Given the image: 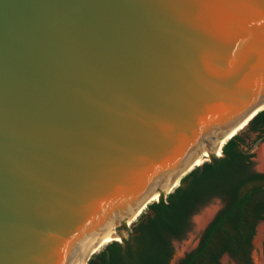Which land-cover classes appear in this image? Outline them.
<instances>
[{
  "label": "water",
  "instance_id": "water-1",
  "mask_svg": "<svg viewBox=\"0 0 264 264\" xmlns=\"http://www.w3.org/2000/svg\"><path fill=\"white\" fill-rule=\"evenodd\" d=\"M263 110L264 0H0V264L120 242Z\"/></svg>",
  "mask_w": 264,
  "mask_h": 264
},
{
  "label": "trees",
  "instance_id": "trees-1",
  "mask_svg": "<svg viewBox=\"0 0 264 264\" xmlns=\"http://www.w3.org/2000/svg\"><path fill=\"white\" fill-rule=\"evenodd\" d=\"M245 129L223 144L221 157L204 161L201 171L194 169L173 192L148 205L131 227L134 247L127 246L120 254V244L112 242L106 246L108 259L101 252L88 264H98V258L101 264H169L172 241L183 238L192 216L215 198L221 208L197 246L176 264H221L225 254L235 264H252V241L264 220V173L252 169L251 150L264 141V110ZM249 133H257V139L249 141Z\"/></svg>",
  "mask_w": 264,
  "mask_h": 264
},
{
  "label": "rangeland",
  "instance_id": "rangeland-1",
  "mask_svg": "<svg viewBox=\"0 0 264 264\" xmlns=\"http://www.w3.org/2000/svg\"><path fill=\"white\" fill-rule=\"evenodd\" d=\"M245 130H246L245 128L243 130H240V133L245 132ZM248 136H249V141H252L257 139L258 134L249 133ZM251 152L254 154V156L251 159L252 169L260 173L264 172V141L259 140L257 144L252 148ZM221 206L222 203L219 199L216 198L212 199L209 203L201 207L198 210V212H196L192 216L190 220L189 230L187 231L185 236L179 240L172 241L173 260H176L179 256L190 252L197 246L204 228L203 226L206 225L212 219V217L221 208ZM146 210L147 208L144 209L142 214H144ZM139 217H137L136 220L127 227V229L131 228L132 225L138 221ZM107 245H105L98 252H96L91 259H93L96 255L101 253L106 248ZM251 256H252V264H264V220L259 222L256 227V234L252 241ZM220 263L235 264L234 261L226 254L221 257ZM86 264H88V262Z\"/></svg>",
  "mask_w": 264,
  "mask_h": 264
},
{
  "label": "bare ground",
  "instance_id": "bare-ground-1",
  "mask_svg": "<svg viewBox=\"0 0 264 264\" xmlns=\"http://www.w3.org/2000/svg\"><path fill=\"white\" fill-rule=\"evenodd\" d=\"M245 122H247V120L246 121H244L233 133H237V132H239L244 126H245ZM242 126V127H241ZM241 127V128H240ZM228 142V141H227ZM226 142V143H227ZM225 143V140L224 141H222V142H220V144H219V146H218V150L215 152V153H213V155H219L220 154V151H221V148H222V146H223V144ZM220 149V150H219ZM208 158H209V156L208 155H204V156H202V157H200V158H198L193 164H192V166L189 168V170H192L193 168H195V167H197V166H200L202 163H204V161H207L208 160ZM199 162H201L200 164H199ZM199 164V165H198ZM188 170V171H189ZM177 186V183L174 185V187H176ZM173 189V188H172ZM172 189H170L168 192H170ZM157 198H158V195H155L154 197H152L148 202H147V204L148 203H152V202H155L156 200H157ZM144 209H145V207H143L141 210H140V212L138 213V215L140 214V213H142L143 211H144ZM138 215H136V217L135 218H133L132 220H131V222H130V224L132 223V222H134L135 220H136V218L138 217ZM129 224V225H130ZM120 240V237H119V235L118 234H116L115 232H107L103 237H101L95 244H94V246H93V248L88 252V251H86L84 254H83V256L81 257V259L79 260V262L77 263V264H86L87 263V259H88V257L89 256H91L92 254H95L96 252H98L102 247H104L105 245H107V244H110V243H112V242H114V241H119Z\"/></svg>",
  "mask_w": 264,
  "mask_h": 264
},
{
  "label": "flooded vegetation",
  "instance_id": "flooded-vegetation-1",
  "mask_svg": "<svg viewBox=\"0 0 264 264\" xmlns=\"http://www.w3.org/2000/svg\"><path fill=\"white\" fill-rule=\"evenodd\" d=\"M120 244V254H124L125 249L127 246L134 247V239H133V233L132 229H126V235L122 236V240L118 242ZM173 249V248H172ZM106 248L102 251L106 254V256H109V251L108 254L106 253ZM102 260L101 258L96 259V263L101 264Z\"/></svg>",
  "mask_w": 264,
  "mask_h": 264
}]
</instances>
